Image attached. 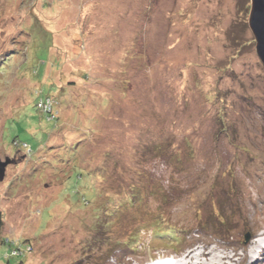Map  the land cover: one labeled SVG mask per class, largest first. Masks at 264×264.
I'll return each mask as SVG.
<instances>
[{"label":"rangeland","instance_id":"rangeland-1","mask_svg":"<svg viewBox=\"0 0 264 264\" xmlns=\"http://www.w3.org/2000/svg\"><path fill=\"white\" fill-rule=\"evenodd\" d=\"M250 12L251 0H0V243L30 253L8 260L2 243L0 264H264ZM158 219L178 238H154Z\"/></svg>","mask_w":264,"mask_h":264},{"label":"trees","instance_id":"trees-1","mask_svg":"<svg viewBox=\"0 0 264 264\" xmlns=\"http://www.w3.org/2000/svg\"><path fill=\"white\" fill-rule=\"evenodd\" d=\"M48 102H50V97H46V98L41 97L39 99L38 103H37V106H40L42 104L45 105L46 103L48 104ZM52 103L53 102H51L50 106H55V104L53 105ZM51 110H52L51 112L42 111L43 113H45L47 115L48 120H49V117L52 116L53 107L51 108ZM53 120H55V118ZM81 176H82V174H81ZM82 182L83 181H81L80 184H81L82 187H84V184ZM132 205L133 204H129L128 201H127L126 208H129ZM115 212H118L120 214L121 213L120 208L118 209V207H117L115 211L110 212V213H115ZM108 215H110V214L108 213ZM3 225H4V220H3L2 213L0 211V233H1V229L3 228ZM106 225H108L107 222L104 224V226L106 227ZM154 225H155V228H154V238L157 237V239H161L163 242H165L167 240H175V239L178 238V236H177V234L175 232L176 231V228H178L177 226H173V224L170 225L169 222L162 221V219L161 220L158 219L157 221H155ZM134 237H137V236H134ZM187 238H189V237L185 236L183 238L184 240H182V241H187ZM134 240H135V238H132V241H134ZM2 243L8 244V246H9L8 253L5 256V258L8 259V260L10 258L20 257L21 254L23 255L22 257H24V256L28 255V253H29L28 252V248H26L27 247L26 244L25 245L24 244L23 245H19V244H16V242H10V240H8V239L2 240ZM2 243H0V244H2ZM170 243H173V242H170ZM110 252H112V251H110Z\"/></svg>","mask_w":264,"mask_h":264},{"label":"water","instance_id":"water-1","mask_svg":"<svg viewBox=\"0 0 264 264\" xmlns=\"http://www.w3.org/2000/svg\"><path fill=\"white\" fill-rule=\"evenodd\" d=\"M249 27L256 41L257 55L264 65V0H251ZM9 164V160L0 162V182L5 178Z\"/></svg>","mask_w":264,"mask_h":264},{"label":"clouds","instance_id":"clouds-1","mask_svg":"<svg viewBox=\"0 0 264 264\" xmlns=\"http://www.w3.org/2000/svg\"><path fill=\"white\" fill-rule=\"evenodd\" d=\"M154 264V263H153ZM155 264H156V262H155Z\"/></svg>","mask_w":264,"mask_h":264},{"label":"built area","instance_id":"built-area-1","mask_svg":"<svg viewBox=\"0 0 264 264\" xmlns=\"http://www.w3.org/2000/svg\"><path fill=\"white\" fill-rule=\"evenodd\" d=\"M49 105V104H48Z\"/></svg>","mask_w":264,"mask_h":264}]
</instances>
